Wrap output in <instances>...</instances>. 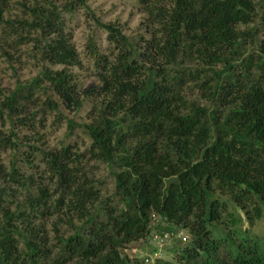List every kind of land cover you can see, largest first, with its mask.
<instances>
[{"label": "trees", "instance_id": "obj_1", "mask_svg": "<svg viewBox=\"0 0 264 264\" xmlns=\"http://www.w3.org/2000/svg\"><path fill=\"white\" fill-rule=\"evenodd\" d=\"M90 1L22 0L6 19L0 0L4 39L33 42L42 63L0 103V153L13 156L0 163V264L150 263L126 251L157 252L146 241L155 218L159 236L190 238L171 246L176 261L154 264H264V238L243 232L264 217V0H139L146 33L103 25L108 53L89 44L99 84L80 99L65 16ZM89 98L90 122L68 119L85 152L21 136ZM34 157L43 170L27 175ZM90 161L109 170V195Z\"/></svg>", "mask_w": 264, "mask_h": 264}, {"label": "rangeland", "instance_id": "obj_2", "mask_svg": "<svg viewBox=\"0 0 264 264\" xmlns=\"http://www.w3.org/2000/svg\"><path fill=\"white\" fill-rule=\"evenodd\" d=\"M20 1L22 0H8L4 16L6 19H15L17 16L22 15V10L19 6ZM65 17L67 32L70 34L71 42L79 53L82 63L80 68L73 69L80 86L78 97L82 99L84 92L99 84L94 72V60L90 56V42L94 41L97 49L104 54L108 53L110 47L107 40L108 32L102 26L106 24L117 25L127 36L132 37L138 34H145L143 23L146 20V14L139 0H91L89 2V9H82L70 15L66 14ZM4 26V23L0 24V40L3 43L8 41V45L5 47L10 53L11 58L8 59L2 53L0 54V103L3 100V95H8L19 84L31 82L40 75L42 70V63L39 60L40 56L37 54L38 51L35 48V44L28 41L26 44L20 45L17 49L11 48L9 43L11 45L12 41L10 39H4ZM84 101L81 108H66L65 106H61L60 111L62 116L56 115L55 113H48L44 128L38 126L36 130H24L21 136L29 139V145L37 146L40 149H60L64 145H71L74 152H85L90 145L89 139L82 132L81 128H78L75 134L70 136L68 126V119L76 121L78 125L90 122L92 100L89 98ZM0 131L7 133L10 131V125L6 124L4 126L3 120L1 119ZM23 150L33 153V150L28 149L26 146ZM12 157L11 152L0 153V163L7 166L10 160H12ZM32 160L34 161L35 168L31 169L24 166L23 172L27 175L30 173L39 175L43 170L39 162V157H34ZM86 167L87 169H91V173L96 179L105 182L103 192L105 195H109L113 189V181L110 178L107 167L96 164L93 161H90ZM157 224L158 218H155L154 228H152L153 230H151L146 240L148 244L157 249V252L153 255L151 253V246H147L143 250L132 249L126 251V254L130 258L136 257L145 261L149 257L150 263H146L145 261L146 264H154L157 259H161L162 261H176V253L171 252L170 248L176 240H182L183 238L189 240L190 236L188 231L178 227L177 234L169 236L168 238H162L155 231V225ZM243 230L244 235L247 237L254 234L258 238L263 239L264 217L256 221L252 227L245 225Z\"/></svg>", "mask_w": 264, "mask_h": 264}, {"label": "built area", "instance_id": "obj_3", "mask_svg": "<svg viewBox=\"0 0 264 264\" xmlns=\"http://www.w3.org/2000/svg\"><path fill=\"white\" fill-rule=\"evenodd\" d=\"M163 237H164V238H168L169 236L165 234ZM163 237H162V238H163ZM182 240H183V241H186V238H183ZM162 242H163V239H162ZM161 248H162V247H161Z\"/></svg>", "mask_w": 264, "mask_h": 264}]
</instances>
